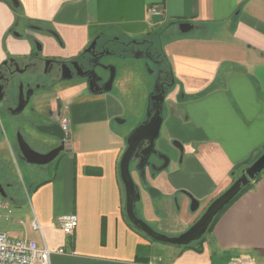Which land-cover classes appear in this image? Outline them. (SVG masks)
I'll return each instance as SVG.
<instances>
[{
    "label": "crops",
    "instance_id": "obj_1",
    "mask_svg": "<svg viewBox=\"0 0 264 264\" xmlns=\"http://www.w3.org/2000/svg\"><path fill=\"white\" fill-rule=\"evenodd\" d=\"M180 22L203 30L160 46L173 79L159 138L170 161L156 175L145 168L148 185L158 192L152 197L142 189L139 200L143 213L148 209L158 218L148 222L159 225L173 211L186 228L264 151V0H0V64L34 52L69 61L93 39H150L160 29L178 30ZM100 75L109 76L104 70ZM120 89L112 85L96 94L79 77L55 92L39 90L44 99L50 93L46 101L36 95L17 115L0 114L12 145L18 132L33 141V135L46 138L37 127L49 108L60 111L58 123L62 115L69 119V147L55 160L29 164L12 153L30 193L21 198L18 182L9 189L10 213L0 211V230L46 245L51 264H233L242 258L264 264V172L207 237L188 248L157 247L129 225L119 164L131 129L112 123L123 113ZM191 198L198 201L193 210ZM64 213L78 216L71 235L58 222ZM35 220L39 228L32 226Z\"/></svg>",
    "mask_w": 264,
    "mask_h": 264
},
{
    "label": "flooded vegetation",
    "instance_id": "obj_2",
    "mask_svg": "<svg viewBox=\"0 0 264 264\" xmlns=\"http://www.w3.org/2000/svg\"><path fill=\"white\" fill-rule=\"evenodd\" d=\"M155 40L159 43V39ZM92 41H90L87 47L78 56L69 61L43 57L37 52H34L28 57H9L5 59L0 64V84L5 89L10 86L11 91L8 96L3 97L6 103H4L2 107H0V112L8 115L11 113V110L17 106L19 102V86H22L21 88L23 92L29 91L28 102L25 105L24 109L34 98H36V95H38V100L46 101V96L50 95V93H47L44 99V94L42 95V92H40L39 90L46 89L49 90L48 92H55V88H57L60 83L78 79L79 77L76 75L77 69L75 66L81 67L83 71L94 69L97 74H92L88 80L86 79L88 89L96 94L103 92L104 89L108 86V78L106 79L100 75V69L95 64L98 62H103V56L105 55L106 51H109V53H115V51L110 50V47H115L118 55L124 56L126 54H130L134 57L139 56L141 58H146L153 64V74L155 80L154 88L152 93L150 94V97L156 93V90L160 92L164 88L167 92L170 86L169 84L171 82V74L170 70L163 66L164 60L161 57L162 53L159 52L160 44L156 45L155 41L153 42V40L147 39L145 37L134 40L132 39L129 41L123 40L119 42L100 40L96 38L94 47H91L89 52H87L86 49L90 46ZM63 63L65 64V66L63 67L64 70L61 72L60 64ZM38 64L42 65L41 68H39ZM67 68L70 69V72ZM69 74H72L70 78L62 79V75L67 76ZM110 86L112 87V84ZM35 92L37 93L35 94ZM150 97L147 106V112H149V114L153 112L152 108L156 106V103L151 100ZM22 100L23 99L21 98L20 101ZM1 103L2 101H0V104ZM160 106L163 108V104ZM56 108H58L57 105ZM59 114L60 111H58V109H56L55 111L51 108L47 109V120L40 127L46 131H58L59 123L57 117L59 116ZM52 125L53 127H49ZM45 136L46 140L41 144L36 141L27 139L24 136L23 138L32 149L41 153H48L49 151H52L53 149L63 145V150L60 152L62 153L69 147V143H66L64 140H60L59 138L50 135ZM12 153H16V155L21 158L16 138L15 144L13 145L8 141L4 123L0 115V196L3 199L6 198L2 196V193L6 194L7 198H9V189L17 187L18 182L13 166L14 164L12 163ZM57 156L53 160H55ZM4 170L8 172V175L4 174Z\"/></svg>",
    "mask_w": 264,
    "mask_h": 264
},
{
    "label": "water",
    "instance_id": "obj_3",
    "mask_svg": "<svg viewBox=\"0 0 264 264\" xmlns=\"http://www.w3.org/2000/svg\"><path fill=\"white\" fill-rule=\"evenodd\" d=\"M178 28L181 32H188L193 28V25L189 22H180L178 24ZM95 42L96 39H93L90 46L86 49L87 52H89L91 47H94ZM108 53L109 51L105 52V54ZM95 65L100 70H109V76L107 79L108 86L104 90L106 91L110 89V85L112 84L114 78V68H108V65H105L103 62H98ZM64 66V63L60 64L61 72L64 70ZM75 67L77 69L76 75L80 78H85L88 80L92 74H97L94 69L83 71L81 67ZM67 69L70 72V69ZM71 76L72 74H69L67 76L62 75V79H67ZM172 82L173 79L171 78L170 84ZM21 87L19 86L18 88L19 102L17 106L11 110V114L14 115L21 113L28 102L29 91L23 92ZM10 91V86L5 89L0 84V101H2L0 107H2L4 103H6L3 97L8 96L10 94ZM165 93L166 89L164 88L160 92L156 90V93L150 97V99L156 103V106L152 108L153 112L150 114L149 112H147L146 119L136 127H134L126 137V148L121 156L119 164L120 177L125 188V210L129 221L136 228L156 241L172 245H188L191 242L200 239L201 236L207 231L213 217L234 198V196L240 191L242 186L246 185L251 179H253L264 169V151L243 170L241 175L237 177L225 191H223L209 203L203 214L186 231L175 237H169L156 232L149 224L139 218L134 212V202L135 200L140 199L141 194L139 186L135 184L131 175L130 162L133 160L135 169L139 172L141 188L146 190L149 195L154 197V194L158 191L154 187L148 185V183L146 182L145 168L150 166L153 171H160L166 168L169 162V157L167 155L157 153L154 148L155 140L159 135L160 126L162 123V107L160 105L163 104ZM21 98L23 99L22 101H20ZM49 127H53V125ZM37 130L43 134L57 137L60 140H63L64 138V134L61 131L60 126H58L59 132L46 131L38 127ZM16 142L20 150L21 158L29 164H46L53 160L63 150V145H61L60 147L55 148L48 153L35 151L29 146V144L19 132L16 134ZM173 144L178 149H182V146L179 143L173 142ZM151 155H158L163 161L162 164L158 167L151 164L149 162V158ZM2 196L4 198H7L6 194L2 193ZM197 206L198 201H196L194 198H191V209L193 210Z\"/></svg>",
    "mask_w": 264,
    "mask_h": 264
},
{
    "label": "rangeland",
    "instance_id": "obj_4",
    "mask_svg": "<svg viewBox=\"0 0 264 264\" xmlns=\"http://www.w3.org/2000/svg\"><path fill=\"white\" fill-rule=\"evenodd\" d=\"M203 28L198 27V29L195 27L188 32H181L177 30V27H173V29H169L163 34L160 35V41L159 43L156 42V45L161 44L160 46L163 49V43L168 38L174 39L177 37H185L188 35H197L199 31ZM197 40L198 38H194ZM211 39V38H210ZM148 62V63H147ZM103 63L105 65H108L109 67L114 68V79L112 82V85L114 89L117 88V85H121L122 90L119 94L121 95V98L123 99L124 106H123V113L122 115L114 117L116 120V123L113 121V125L116 127H123L125 129H133L138 124L143 122L146 119L147 114V106L149 102L150 94L153 91L154 88V74H153V64L150 61H146L145 59L139 57L135 58L132 55H126V56H119L118 54L114 53H108L103 56ZM39 68H41V64H38ZM106 73L109 74V70H104ZM1 114V112H0ZM123 121V122H122ZM121 122V124H119ZM161 129V128H160ZM161 134H163V128L162 130H159V135L157 139L155 140L154 148L159 154H165L166 150L165 148L161 149V142L160 137ZM32 138L38 142L43 143L46 139L45 137L38 135H33ZM158 141V142H157ZM160 143V146H159ZM170 161V158H169ZM149 162L156 167L162 164V159L158 155H151L149 158ZM17 166V164H15ZM14 166V170L18 179V189H19V195H22L21 198L27 199L28 194L30 193L28 189L25 190L24 186L27 185V183H23V177H25L24 171L20 167ZM134 162L133 160L130 162V172L133 177V180L136 185L139 186L140 191L141 188V180L139 174L137 175L133 169ZM149 169H151L150 166H148ZM169 167V163L167 165ZM166 167V168H167ZM19 168V169H18ZM165 170V168H164ZM151 174H158V171H150ZM46 177V175L40 174V176L37 179H43ZM25 179V178H24ZM146 182L149 183L146 175H145ZM26 181V180H25ZM24 185V186H23ZM141 200V199H140ZM140 200H135L134 202V212L135 214L141 218L143 221H145L147 224H149L152 229H154L156 232L169 236V237H175L186 231L191 225L185 228L184 222L182 220L178 219V217L170 212L172 215L169 217V219H162L161 224L158 225L155 222H148L149 218H156L155 212L149 211L148 209H144V213L141 210V204ZM172 209V208H171ZM165 212V211H164ZM167 212V211H166ZM168 213V212H167ZM203 214V212H202ZM201 214V215H202ZM200 215V216H201ZM158 219V218H156ZM172 229H180L182 231H171ZM208 232H205L203 234V237H207ZM154 244L157 247H174L177 248L178 245H172V244H166L159 241H154Z\"/></svg>",
    "mask_w": 264,
    "mask_h": 264
},
{
    "label": "built area",
    "instance_id": "obj_5",
    "mask_svg": "<svg viewBox=\"0 0 264 264\" xmlns=\"http://www.w3.org/2000/svg\"><path fill=\"white\" fill-rule=\"evenodd\" d=\"M150 13L158 15L156 7H150ZM60 128L64 134L63 140L69 143V119L62 115L59 121ZM6 209L10 213L8 202L0 196V211ZM58 222L65 235H71L78 225L76 213H64L58 217ZM34 228H39V223L32 222ZM62 253L63 249L55 251ZM51 251L46 245L38 246L33 240L16 239L0 230V264H51ZM233 264H255L252 259L242 258Z\"/></svg>",
    "mask_w": 264,
    "mask_h": 264
},
{
    "label": "trees",
    "instance_id": "obj_6",
    "mask_svg": "<svg viewBox=\"0 0 264 264\" xmlns=\"http://www.w3.org/2000/svg\"><path fill=\"white\" fill-rule=\"evenodd\" d=\"M158 32V33H157ZM155 32V36H153L152 38H150L151 40H153V42L156 40L155 39H159L160 37V32H161V29L160 31H157ZM159 52H161V57L163 58V66L166 67V68H170L169 67V62L167 60V58L165 57L164 53H163V50L161 49V47L159 48ZM264 172V169L259 173L257 174L253 179H251L246 185L242 186V188L240 189V191L234 196V198L228 203L226 204L212 219L209 227H208V230L207 231H211L216 220L218 219V217L221 215V213L232 203L234 202L238 197H240L242 194H244L247 190H249L253 184L260 178L261 174ZM129 225L131 227H133L134 229H136L137 231H139L141 233L140 230H138L134 225H132L129 221H128ZM151 239V238H150ZM152 240V239H151ZM198 241H202V237L198 240ZM190 245H183L182 247L183 248H188Z\"/></svg>",
    "mask_w": 264,
    "mask_h": 264
}]
</instances>
